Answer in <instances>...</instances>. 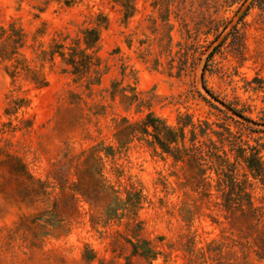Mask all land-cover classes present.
Segmentation results:
<instances>
[{
  "label": "rangeland",
  "instance_id": "rangeland-1",
  "mask_svg": "<svg viewBox=\"0 0 264 264\" xmlns=\"http://www.w3.org/2000/svg\"><path fill=\"white\" fill-rule=\"evenodd\" d=\"M0 264H264V0H0Z\"/></svg>",
  "mask_w": 264,
  "mask_h": 264
},
{
  "label": "trees",
  "instance_id": "trees-1",
  "mask_svg": "<svg viewBox=\"0 0 264 264\" xmlns=\"http://www.w3.org/2000/svg\"><path fill=\"white\" fill-rule=\"evenodd\" d=\"M91 32H89L90 35ZM153 127V132H155L157 135L154 136V139L156 140V142L159 144V146L161 147V149L167 153V154H171L172 157L175 159V161H180L182 160V158L184 156H189L191 151L184 148L182 150H178L176 149L174 152L171 151L169 145L171 143H176V134L172 133V132H168L166 137L164 138V140H160L158 135L160 133V129L157 126L151 125ZM145 127H147V125H145ZM180 138L183 140L184 139V135H183V131L180 130Z\"/></svg>",
  "mask_w": 264,
  "mask_h": 264
}]
</instances>
